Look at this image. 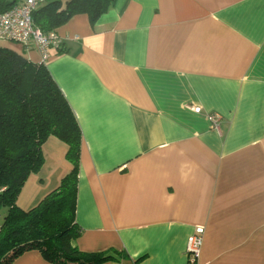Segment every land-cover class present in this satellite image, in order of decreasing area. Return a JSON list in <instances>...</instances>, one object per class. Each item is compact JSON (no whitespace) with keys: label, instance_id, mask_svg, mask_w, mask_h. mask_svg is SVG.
I'll list each match as a JSON object with an SVG mask.
<instances>
[{"label":"crops","instance_id":"0c3cea01","mask_svg":"<svg viewBox=\"0 0 264 264\" xmlns=\"http://www.w3.org/2000/svg\"><path fill=\"white\" fill-rule=\"evenodd\" d=\"M56 32L46 66L82 130L76 246L126 254L103 264H189L202 227L198 264H264V0H117ZM67 149L45 142L21 208L71 172ZM13 264L52 263L30 250Z\"/></svg>","mask_w":264,"mask_h":264},{"label":"trees","instance_id":"16d2710c","mask_svg":"<svg viewBox=\"0 0 264 264\" xmlns=\"http://www.w3.org/2000/svg\"><path fill=\"white\" fill-rule=\"evenodd\" d=\"M16 1L0 0V14ZM116 2L51 0L34 20L45 32H56L76 14H87L95 23ZM51 137L67 145L72 170L36 206L23 209L20 192L42 169L43 146ZM81 151L80 124L46 64L0 46V264H13L30 250L52 264H103L126 257L124 252H82L75 244L82 233L76 222Z\"/></svg>","mask_w":264,"mask_h":264},{"label":"built area","instance_id":"2783aa9c","mask_svg":"<svg viewBox=\"0 0 264 264\" xmlns=\"http://www.w3.org/2000/svg\"><path fill=\"white\" fill-rule=\"evenodd\" d=\"M49 1L18 0L11 9L0 14V42L33 46L41 55V63H48L54 52L61 48L62 39L57 32H45L37 26L34 14ZM200 111L201 108L194 109L196 113ZM204 234V228L198 227L188 237L186 254L189 264H198L203 250Z\"/></svg>","mask_w":264,"mask_h":264},{"label":"rangeland","instance_id":"374dc122","mask_svg":"<svg viewBox=\"0 0 264 264\" xmlns=\"http://www.w3.org/2000/svg\"><path fill=\"white\" fill-rule=\"evenodd\" d=\"M19 44L16 43H11V42H0V46L2 47H6V48H10L12 50L15 49L16 46H18Z\"/></svg>","mask_w":264,"mask_h":264}]
</instances>
